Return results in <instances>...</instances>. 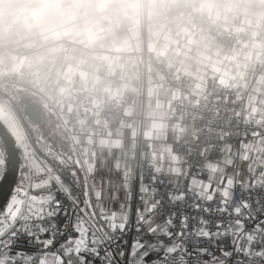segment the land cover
<instances>
[{
	"label": "snow or ice",
	"instance_id": "1",
	"mask_svg": "<svg viewBox=\"0 0 264 264\" xmlns=\"http://www.w3.org/2000/svg\"><path fill=\"white\" fill-rule=\"evenodd\" d=\"M243 160L186 189L141 174L133 220L130 171L65 173L0 144V264H264V150Z\"/></svg>",
	"mask_w": 264,
	"mask_h": 264
},
{
	"label": "crops",
	"instance_id": "2",
	"mask_svg": "<svg viewBox=\"0 0 264 264\" xmlns=\"http://www.w3.org/2000/svg\"><path fill=\"white\" fill-rule=\"evenodd\" d=\"M18 1L33 3L27 10L33 16L35 25L29 30L32 41L24 45L27 54L0 56V75L4 63L29 75V69L40 63L41 51L53 55L58 45L67 41L72 47L71 51L53 59L63 64L62 77L53 81L42 69L33 76L44 79L48 86L67 81L63 83V90L71 100L78 97L69 88L75 80L106 99L127 91L137 93L140 82L146 84L143 89L145 99L137 97L128 108L131 115L137 116L131 123L108 130L103 121L100 126L105 134L101 132L95 135L89 122L84 120L80 124L81 133L73 140L69 138L71 145L72 142L77 144L82 153L80 162L75 161L81 174L94 168L97 179L121 180L120 172L124 170L134 174V157L139 148L142 157H153L157 167L165 169L171 179H181L188 170L184 156L175 153L169 141L171 129L192 128L188 123H182L180 116L174 122L168 121L170 116H176L172 115V109L181 93L174 88L162 87L158 73L150 64L146 65L145 75L139 74L136 61L130 55L135 48L145 46L156 55L164 56L181 75L190 78V88L195 94H199L206 80L215 75L232 83L238 93L249 90V117H264V0H199L201 8L209 9L215 17L225 21L227 27L252 33L245 52L216 42L190 25L168 21L162 9L153 3L149 4L145 13L137 0ZM87 47L95 52L97 64L93 71L85 61L90 55L86 53ZM111 51L118 57H111ZM29 57L36 61L30 62ZM45 92L50 94L49 90ZM53 101L61 111L70 109L62 97ZM1 115L8 116V112L2 108ZM8 121L19 145L24 146L23 136L10 117ZM139 128L142 129V139L137 142ZM229 147L220 150L203 148L201 153L205 166L209 169L224 168L229 161L234 166L236 162L240 165L244 163L245 156L256 158L258 152L264 150V141L251 142L238 152ZM226 148H229L228 151ZM28 154L34 157L33 151L29 150ZM219 154H223L224 158L220 165L215 160ZM175 173L180 175L177 177ZM139 186L134 193L137 196L136 205L139 203ZM120 195L122 199L123 192ZM114 207L118 208V203Z\"/></svg>",
	"mask_w": 264,
	"mask_h": 264
},
{
	"label": "built area",
	"instance_id": "3",
	"mask_svg": "<svg viewBox=\"0 0 264 264\" xmlns=\"http://www.w3.org/2000/svg\"><path fill=\"white\" fill-rule=\"evenodd\" d=\"M137 1L140 9L142 8L145 13L149 4L153 3L162 9L168 21H180L184 26L190 25L196 31L202 32L214 41L223 43L236 51H247L248 42L253 37L248 30L237 31L227 27L226 22L215 17L209 9L201 8L199 0ZM31 4L33 3L18 0H0V56L7 57L9 54L16 53L27 54L24 51V45L32 41L29 30L35 27L33 16L27 12ZM71 49V45L67 41H63L58 45V49L53 55L41 51L40 63L29 69V75L27 72L21 73L9 68L4 63V69L0 75V84L23 88L42 97L46 110L60 119V123L72 140L81 133L80 124L84 120L89 122L91 130L96 135L101 132L105 134L100 126L103 121L106 129L114 130L137 118L128 112V108L137 97L141 100L145 99L143 89L146 84L144 82H140V89L137 93L127 91L106 99L99 96L94 90H90L81 81L75 80L69 88L70 92L78 94V97L71 100L63 90V83L67 81L63 80L48 86L44 79L33 76L38 74L39 69H42L43 73L47 74L49 79L53 81L61 78L64 66L58 59H53L57 58V55H67ZM86 53H90V55L85 58V61L93 71L97 64L95 52L87 47ZM130 55L136 61L139 74L145 75L147 72L146 65L150 64L152 69L158 73L162 87L174 88L181 93L172 109V115L175 114L176 116L174 118L170 116L168 121L174 122L175 118L180 116L182 123H188L192 127L189 130L171 129L169 131L172 150L183 155L188 163V170L180 179L185 189L189 182L185 181V178L196 175L199 179L207 180L209 168L204 163V156L201 153L203 148L220 150L230 146L238 152L251 142L264 141V117H249V90L238 93L232 83L215 75L206 80L199 94H195L190 88V78L181 75L175 66L167 62L164 56L156 55L155 52L145 46L131 50ZM110 56L118 57V54L111 51ZM29 58L32 63L36 61L33 57ZM46 90H49V95L46 94ZM59 97H62L64 103H68L70 109L61 111L54 104L53 100ZM106 129L105 131H107ZM140 139H142L141 128L137 131L136 141L138 142ZM71 147L75 153V161L80 162L82 153L78 145L72 142ZM215 160L221 164L224 160L223 154L217 155ZM236 166H239L237 162ZM134 174L136 175L134 193L140 184L139 176L141 174L144 175L146 183L150 182L152 177L165 181L171 179L165 169L157 167L153 157H142L141 148L135 153ZM156 186L162 192L172 189V186L167 183ZM136 198L137 196L134 195L133 220L135 218ZM126 239L128 240L126 247H130L132 234H129ZM228 242L227 240L224 241L225 244ZM217 254L219 255V252Z\"/></svg>",
	"mask_w": 264,
	"mask_h": 264
},
{
	"label": "trees",
	"instance_id": "4",
	"mask_svg": "<svg viewBox=\"0 0 264 264\" xmlns=\"http://www.w3.org/2000/svg\"><path fill=\"white\" fill-rule=\"evenodd\" d=\"M22 90L29 91L23 88H15L10 85H0V103H4V106L14 115L20 127L23 139L33 151L34 157L57 170L62 169L65 173L75 171L81 174V171L75 164L70 139L62 124L57 118H53L51 116L52 114L46 110L42 111V121L40 123H34L26 112L27 106L35 102L34 98L22 95L15 97V95ZM30 93L37 98V95L32 92ZM11 99L13 100L11 101ZM0 144H3L1 138ZM17 145L19 149L23 151L18 141Z\"/></svg>",
	"mask_w": 264,
	"mask_h": 264
},
{
	"label": "rangeland",
	"instance_id": "5",
	"mask_svg": "<svg viewBox=\"0 0 264 264\" xmlns=\"http://www.w3.org/2000/svg\"><path fill=\"white\" fill-rule=\"evenodd\" d=\"M0 85H9V84H3V83H1ZM10 86L15 87V86H13V85H10ZM15 88H18V87H15ZM33 94H35V93H33ZM21 95H22V96H31V97H33V98H34V101H35L36 103H38V104L41 105L42 111L46 110V108L44 107V99H43L42 97H40V96L37 95V98H36V97H35L34 95H32L29 91H24V90L18 92V93L15 95V97H16V96L19 97V96H21ZM35 95H36V94H35ZM2 108H3L4 110H6V112H8V116H2V115H1V110H2ZM46 111H47V110H46ZM51 114H52V113H51ZM51 116H52L53 118H55V119L57 118L58 121L60 122V119H59L55 114H52ZM8 117H10V118L12 119V121L14 122V125L17 127L18 131L21 133L20 127H19L17 121L15 120V118H13L14 115L12 114V112H11L10 110H8V108H7L6 106H4V104L0 103V118L4 121V123L6 124L7 128H8L9 131L11 132V134H12V135H13V134L16 135L15 131L13 130L11 124H10L9 121H8ZM64 129H65V128H64ZM12 132H13V133H12ZM65 132L68 134V132L66 131V129H65ZM21 135H22V133H21ZM13 136H14V135H13ZM14 137H15V136H14ZM68 137L70 138L69 134H68ZM15 139H16V137H15ZM16 141H18V144H20L18 138L16 139ZM20 146L22 147L23 151H26L27 153H28L29 150L32 151V150L28 147V145H27L26 143H25L24 146H23V145H20ZM27 147H28V148H27ZM227 147H229V146H227ZM229 148H230V147H229ZM229 148H226L227 151H228ZM73 153H74V150H73ZM227 154H228V152H227ZM74 158H75V153H74ZM219 165H220V164H219ZM2 210H3V208H2L0 211H2Z\"/></svg>",
	"mask_w": 264,
	"mask_h": 264
},
{
	"label": "water",
	"instance_id": "6",
	"mask_svg": "<svg viewBox=\"0 0 264 264\" xmlns=\"http://www.w3.org/2000/svg\"><path fill=\"white\" fill-rule=\"evenodd\" d=\"M26 112L29 115L30 119L34 123H40L42 121V108L41 105L38 103H30L27 108ZM0 138L3 141L4 145H17V141L15 137L11 134L9 129L7 128L6 124L0 118ZM3 208V203L0 202V210Z\"/></svg>",
	"mask_w": 264,
	"mask_h": 264
},
{
	"label": "bare ground",
	"instance_id": "7",
	"mask_svg": "<svg viewBox=\"0 0 264 264\" xmlns=\"http://www.w3.org/2000/svg\"><path fill=\"white\" fill-rule=\"evenodd\" d=\"M4 95V94H3ZM8 95V94H7ZM10 97V96H9ZM3 100V99H2ZM13 99H11V101H12ZM9 101V100H8ZM8 103V102H7ZM4 104V103H3ZM9 104V103H8ZM22 105V104H21Z\"/></svg>",
	"mask_w": 264,
	"mask_h": 264
}]
</instances>
